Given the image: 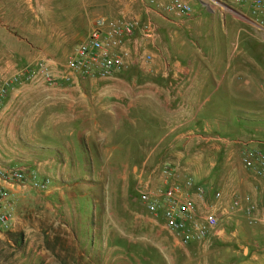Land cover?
<instances>
[{
	"label": "rangeland",
	"instance_id": "obj_1",
	"mask_svg": "<svg viewBox=\"0 0 264 264\" xmlns=\"http://www.w3.org/2000/svg\"><path fill=\"white\" fill-rule=\"evenodd\" d=\"M39 1L0 0V160L22 165L27 175L15 186L12 224L0 227V264H239L246 259L228 255L229 247L219 242L187 251L146 209L139 191L160 188L165 166L175 180L192 178L203 185L204 203L218 208L216 231L204 241H234L239 250L249 242L264 264V174L259 172L264 98L246 100L245 93L253 96L258 86L248 85V91L242 86L245 71L256 75L264 69V11L227 0L253 20L232 16L229 29L241 28L243 34L187 35L190 44L201 45L192 46L198 60L182 79L196 81L191 87L184 81L179 86L178 73H165L170 56L158 27L155 43L146 45L152 58L130 60L121 72L76 84L13 80L40 58L57 69L85 33L67 20L68 0H60V7L53 0L37 6ZM189 2L202 14L214 7L215 28L222 29L218 3ZM119 3L115 9L124 3L139 8L134 0ZM109 6L91 20L98 14L128 16ZM201 27L207 29L205 23ZM216 78L223 79L217 86L210 82ZM231 198L239 201L235 211L220 214Z\"/></svg>",
	"mask_w": 264,
	"mask_h": 264
},
{
	"label": "built area",
	"instance_id": "obj_2",
	"mask_svg": "<svg viewBox=\"0 0 264 264\" xmlns=\"http://www.w3.org/2000/svg\"><path fill=\"white\" fill-rule=\"evenodd\" d=\"M236 1L246 3L252 11H264V0ZM144 2L150 7L152 4L159 6L154 0ZM164 9L185 16L192 12V5L189 0H169ZM157 27L149 16L141 19L98 14L65 61L57 64V69L50 59L40 58L32 66L15 73L12 79L26 81L40 77L53 84H76L80 79L121 72L130 60L137 63L152 58V53L146 49V45L155 43ZM12 79L7 80L5 86ZM259 172L264 174V167H261ZM26 176L22 165H10L0 160V227L8 228L12 224V193L15 186L25 183ZM160 181L161 187L158 189H141L139 198L146 209L162 221L163 226L173 233L180 244L202 240L210 232L216 231L218 208L204 203L207 191L203 185L195 183L192 178L175 180L168 166L161 170ZM213 196L219 199L220 192L214 191ZM238 204V199L231 198L221 207L223 209L220 214L230 216ZM251 208L249 206L247 211L250 212Z\"/></svg>",
	"mask_w": 264,
	"mask_h": 264
},
{
	"label": "crops",
	"instance_id": "obj_3",
	"mask_svg": "<svg viewBox=\"0 0 264 264\" xmlns=\"http://www.w3.org/2000/svg\"><path fill=\"white\" fill-rule=\"evenodd\" d=\"M53 1L56 2V5L58 7L62 5L60 4V0H53ZM122 1L123 0H71V1L68 0L67 1L68 4L67 3L65 4L66 6L65 16L69 22L71 21L73 23L74 26L75 25L80 26V28L77 27L80 32L85 30V33L83 34V36L86 34V32L88 31L91 25V21H92L91 17L93 16V14L100 12V11H105V7L108 5H111L109 6L110 8L112 7L111 12H116L117 14L121 12L124 15H128L127 17H130V16L132 17L140 16L141 17L142 15L149 16L150 18L154 19L155 22L158 23L159 31L161 29V36L163 39L166 40L167 48L165 50L167 52L166 54H168L170 58L166 59L167 63L164 66L166 68L165 73H168V72L172 74L178 73L180 75L181 81L178 80L177 83L178 82L182 83L183 81H184L183 83H187L185 80H182V79L185 77V75L190 70L189 68L192 67L195 61L198 60L197 56L195 55L196 52L195 50H193L194 47H192L195 45L194 44L195 42L191 41L192 44H190L189 41L186 40L188 38L187 35H193V37L201 39L203 38L204 35H208V34H214V36H216L217 32H219L218 35L226 34L225 36L227 37L229 36L231 38H237V35L239 37L240 34H243L241 33L242 32L241 28H237L236 31H234L232 28L229 29L228 27V22H231L233 18L232 16L233 15L237 16V15L233 13L231 10H229L228 8L222 6L220 3L215 2L214 0L212 1L215 3H218L217 5L221 7V9L219 10L221 26H222L221 30L219 29L216 30L215 28L216 20L213 18V15H211L212 11L215 10L214 7L213 8L211 7V9L206 10L207 13L211 15L207 17L206 12L202 14L200 10L198 12L194 11L193 5H192V12L188 15H185L186 16L185 17V16L176 15L175 13L164 9V5L169 0H154L156 3L159 4V6L156 5L157 7L155 6V4H152L151 7L147 6L146 3L144 2L147 0H134L139 4L138 9L134 8L135 10H132V8H130L127 3H124L122 7L119 9L118 8L115 9V7H119L120 5L119 2H122ZM223 1H225L226 3H229L227 0H223ZM69 2H70V5H69ZM42 4H43L42 0L36 3L37 6H41ZM203 4H205L206 6L209 5V3L207 2H202L200 5H203ZM229 4L235 9H238V10L240 9L238 6H236V4H233V3H229ZM57 11L59 13L60 9ZM191 14L192 16L190 17ZM202 15H204L205 17H203ZM228 15H231V16H228ZM187 16L189 18H187ZM204 23L206 24L207 29H202L201 24H204ZM197 43H199V41ZM200 46L201 45H197L196 47H199L200 49L201 48ZM147 50H150V48H147ZM166 54H165V58H167ZM171 56L173 58H171ZM245 73H247V80H245L246 81L245 85L242 84L243 89L247 91L250 90L251 87H249L248 85L258 86V89H257V92L254 93L253 96L245 93L246 96L244 95L245 97L243 98H245L246 100H254L255 98H257L258 101H261L264 98V69L259 70L256 73V75H253L254 73H249L247 71H245ZM222 81H223L222 78L220 79L216 78L210 82L212 84L214 83L213 85L217 86L218 83H221ZM183 83L179 84V86L181 87ZM231 83H232L231 80L227 79L226 85L227 87L229 86V90H227V92L230 96L234 97L235 93H233L231 89L232 88ZM195 84H196V81L191 80L189 83L185 84L184 86L191 87V86H194ZM14 191L15 189L13 190L12 196L15 193ZM213 238H212V241H204V239H202L199 241H192L187 244H181L180 247H183V249L187 251H191L194 248H207L209 246H215L219 242L221 246H225L226 248L229 247V249H227L229 250L227 253L228 255H231L233 257L238 256V258L240 257L239 255H242L246 258L243 261L239 262V264H261L262 263L260 257L256 256L257 254L250 247L249 242H247L248 244L243 245V247H241V249L239 250V248H235V245H239V243L235 244L233 243L234 241L233 242L229 241L230 243L224 244L225 241H213ZM254 242H257V241H254ZM244 251L246 254H244Z\"/></svg>",
	"mask_w": 264,
	"mask_h": 264
},
{
	"label": "water",
	"instance_id": "obj_4",
	"mask_svg": "<svg viewBox=\"0 0 264 264\" xmlns=\"http://www.w3.org/2000/svg\"><path fill=\"white\" fill-rule=\"evenodd\" d=\"M215 2H218L220 3L222 6L228 8L229 10H231L233 13H235L237 16H239L240 18L246 20V21H250V22H253V20L248 17L247 15H245L244 13H242L241 11L233 8L229 3H226L225 1L223 0H214Z\"/></svg>",
	"mask_w": 264,
	"mask_h": 264
}]
</instances>
